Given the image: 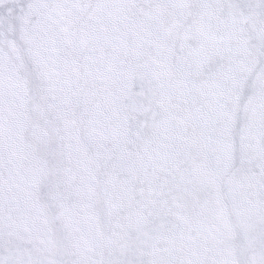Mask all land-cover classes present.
Instances as JSON below:
<instances>
[{"label": "snow or ice", "instance_id": "1", "mask_svg": "<svg viewBox=\"0 0 264 264\" xmlns=\"http://www.w3.org/2000/svg\"><path fill=\"white\" fill-rule=\"evenodd\" d=\"M0 264H264V0H0Z\"/></svg>", "mask_w": 264, "mask_h": 264}, {"label": "rangeland", "instance_id": "2", "mask_svg": "<svg viewBox=\"0 0 264 264\" xmlns=\"http://www.w3.org/2000/svg\"><path fill=\"white\" fill-rule=\"evenodd\" d=\"M193 43H195V42L193 41Z\"/></svg>", "mask_w": 264, "mask_h": 264}]
</instances>
